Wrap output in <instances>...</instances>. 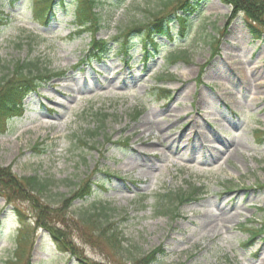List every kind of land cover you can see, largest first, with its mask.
I'll use <instances>...</instances> for the list:
<instances>
[{"label":"rangeland","instance_id":"1","mask_svg":"<svg viewBox=\"0 0 264 264\" xmlns=\"http://www.w3.org/2000/svg\"><path fill=\"white\" fill-rule=\"evenodd\" d=\"M33 2L0 0V80L18 60L60 75L0 130V165L51 184L28 192L32 200L0 194V264H142L160 246L148 264H264V233L251 240L249 232L264 223V39H254L244 14L231 19V7L202 0L180 32L163 0H100L98 37L111 50L98 57L88 33L73 35L77 0L58 5L47 24L33 18ZM161 15L171 31L157 47L145 54V35L136 32L121 51L120 34ZM153 143L157 153H140ZM88 177L93 195L68 200ZM192 186L203 199L177 209L172 193ZM66 201L63 215L49 219H65L57 226L77 254L35 224L36 206ZM102 206L111 222L104 235L84 218Z\"/></svg>","mask_w":264,"mask_h":264},{"label":"trees","instance_id":"2","mask_svg":"<svg viewBox=\"0 0 264 264\" xmlns=\"http://www.w3.org/2000/svg\"><path fill=\"white\" fill-rule=\"evenodd\" d=\"M16 1L19 0H11L12 3H15ZM58 1L61 2L62 0H36L33 13L34 18L40 23L47 24L51 17L55 15V8ZM200 1L201 0H163L162 11L172 8L173 14L180 23L181 29L187 30L188 24L190 22L189 15L194 11L195 5ZM222 1L225 4L231 5L233 7L231 16L232 18L244 14L247 25L249 26V29L255 39H260L262 36H264V0ZM98 2L99 0L77 1L76 21L78 24V34L82 32L95 33L102 28L103 25L101 23L99 13L96 11ZM166 18V15L157 16L148 23L133 26L124 33L120 34L121 36H118V39L121 40L122 47L127 48V43L136 34V32L143 33L147 41H154L157 35L166 34L170 30L168 25L171 20L169 19V21H166ZM92 43V48L97 50L102 55L107 53V50H109V44L104 39L97 40L93 36ZM217 50L218 49L215 48V53ZM173 58V60L176 61L178 58H182V56L176 55ZM57 75H60V73H52L49 70L45 71L36 61L18 60L13 70H11L9 74L4 75V77H2L0 80V130L3 132L7 131L9 129V123L14 118L24 116L26 112V98L32 92L37 91L43 82L49 81ZM138 113L139 112H137V114ZM107 118L108 114L102 115L101 121L103 125L105 124ZM99 129H102V127ZM98 132L99 131H93L91 135L97 136ZM11 169V166L0 165L1 195H4L6 191H8L12 192L11 194L19 195V198L32 200V195H29L28 192L36 194H39L40 192L43 193L49 188L51 184L49 180H43L38 175L18 178L12 173ZM92 188L93 185L91 181L86 179V182L82 184L68 200H71L72 202L76 199H86L88 196L92 195ZM172 195H174V197L171 198L177 200L178 206H183L185 204L191 203L192 201H196L199 196L202 195V190L199 187L192 186L189 191H181L175 194L172 193ZM8 196H10V200L15 199V195ZM163 197L164 196H162V198ZM67 201L64 203V205H62V207L58 209H52L49 206H43L39 203L40 205L36 206L38 210L37 223L40 227H45L51 231L52 235L55 237L58 245L61 248H69L73 254H77V249L75 245L70 243L66 235V231L57 226V224H64L65 219L62 217L57 220L49 219L50 213H60L63 215L62 209L67 206ZM107 210L108 208L102 206L97 208L95 213L84 216V218H86V221L91 223H100L102 226L101 231H104L105 227L102 224L107 223V226L111 225ZM100 213H103V215L106 217V221H103L100 218ZM103 231L101 233L102 235L105 234ZM161 250V248L154 249L141 260V263L148 264L156 260L157 255L159 252H161ZM83 263L101 264L88 259L85 261L83 260Z\"/></svg>","mask_w":264,"mask_h":264},{"label":"bare ground","instance_id":"3","mask_svg":"<svg viewBox=\"0 0 264 264\" xmlns=\"http://www.w3.org/2000/svg\"><path fill=\"white\" fill-rule=\"evenodd\" d=\"M217 1H218V0H217ZM258 86H261V85H258ZM160 125H162V127H163V126H164V123H160ZM191 125H193V124L190 123V125H187V126L191 127ZM190 129H191L192 134H191V135H187L188 142H189V141H190V142L192 141V142H194L193 144L196 145V142L193 141V138H199V137H198V135L196 134V132H195V130H194L193 128H190ZM145 132H147V131H145ZM191 139H192V140H191ZM199 139H200V138H199ZM208 139H209V138H208ZM197 145H198V147H199V146L202 147V146H203V143H202V142H201L200 144L197 143ZM157 146H161V144L153 143V144H151L149 147H147V148H145V149H142L140 153H142V152H143V153H146V154L157 153L158 150H159V148H157ZM185 155H187V154H185ZM127 164H128L130 167H135L134 164H133L132 162H130V161H128Z\"/></svg>","mask_w":264,"mask_h":264}]
</instances>
